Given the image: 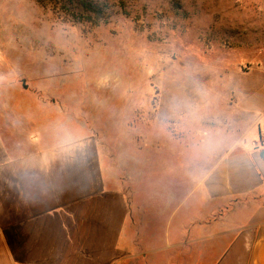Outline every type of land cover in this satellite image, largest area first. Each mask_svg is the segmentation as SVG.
Instances as JSON below:
<instances>
[{"label": "rangeland", "instance_id": "1", "mask_svg": "<svg viewBox=\"0 0 264 264\" xmlns=\"http://www.w3.org/2000/svg\"><path fill=\"white\" fill-rule=\"evenodd\" d=\"M86 1L104 22L0 0V167L92 168L98 149L131 187L190 185L192 147L206 165L264 132V0Z\"/></svg>", "mask_w": 264, "mask_h": 264}, {"label": "crops", "instance_id": "2", "mask_svg": "<svg viewBox=\"0 0 264 264\" xmlns=\"http://www.w3.org/2000/svg\"><path fill=\"white\" fill-rule=\"evenodd\" d=\"M256 139L236 136L206 165L192 147L184 165L201 179L153 189L131 187L98 149L92 168L27 152L24 167H0V264H264Z\"/></svg>", "mask_w": 264, "mask_h": 264}, {"label": "trees", "instance_id": "3", "mask_svg": "<svg viewBox=\"0 0 264 264\" xmlns=\"http://www.w3.org/2000/svg\"><path fill=\"white\" fill-rule=\"evenodd\" d=\"M42 1V0H41ZM54 9L64 12L73 22H91L98 24L106 20V6L86 0H48ZM264 159V151L260 152Z\"/></svg>", "mask_w": 264, "mask_h": 264}, {"label": "water", "instance_id": "4", "mask_svg": "<svg viewBox=\"0 0 264 264\" xmlns=\"http://www.w3.org/2000/svg\"><path fill=\"white\" fill-rule=\"evenodd\" d=\"M24 87H26V86L24 85Z\"/></svg>", "mask_w": 264, "mask_h": 264}]
</instances>
